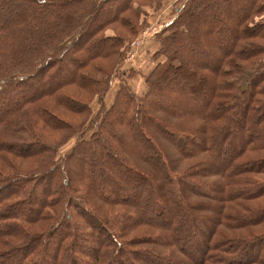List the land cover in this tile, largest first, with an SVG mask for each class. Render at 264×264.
<instances>
[{
  "label": "trees",
  "instance_id": "obj_1",
  "mask_svg": "<svg viewBox=\"0 0 264 264\" xmlns=\"http://www.w3.org/2000/svg\"><path fill=\"white\" fill-rule=\"evenodd\" d=\"M164 1L0 0V264H264V0Z\"/></svg>",
  "mask_w": 264,
  "mask_h": 264
},
{
  "label": "rangeland",
  "instance_id": "obj_2",
  "mask_svg": "<svg viewBox=\"0 0 264 264\" xmlns=\"http://www.w3.org/2000/svg\"><path fill=\"white\" fill-rule=\"evenodd\" d=\"M164 3H168V0H165L164 1ZM174 2H172L170 5H172ZM165 6H166V4H165ZM168 10V8H164L163 9V12L165 13V10ZM170 10V9H169ZM166 14H167V11H166ZM164 19V17L162 18V19H160L159 21H157L155 24H147L145 27H144V29L140 32V34H138V36H137V38L135 39V44H137L136 43V41L138 40L140 43L143 41V37H144V35H143V31H145L147 28H151L150 30H148V32H146L145 34L148 36V37H151L152 38V36L154 35V33L156 32V31H159V29H161V27H162V25L164 24V23H166L167 22V20H165L164 22H160V21H162ZM153 23V22H152ZM153 27V28H152ZM137 41V42H138ZM131 53V54H130ZM131 55H134V51H130V52H128L127 53V59H126V61L128 62L129 60H131V59H129L128 57H130ZM136 64V65H135ZM134 64V66H135V68H137V67H139V65H141V62L140 63H135ZM143 66H145V65H143ZM141 68H143V67H139V69H141Z\"/></svg>",
  "mask_w": 264,
  "mask_h": 264
},
{
  "label": "crops",
  "instance_id": "obj_3",
  "mask_svg": "<svg viewBox=\"0 0 264 264\" xmlns=\"http://www.w3.org/2000/svg\"><path fill=\"white\" fill-rule=\"evenodd\" d=\"M166 8H169V6H167ZM166 11H167V9L165 10V13L163 12V10L157 15V17L155 18V21L152 23L151 22V24H155L157 21H159L160 19H162L164 16H166ZM148 36H146L144 39H143V41L139 44V45H137L136 46V49H135V51H134V55H132L131 56V60H129L128 62H131L132 64H135V63H137V61H138V59H137V57H138V55L140 56L141 55V53L144 51V47H145V45H146V42L148 41L147 39H151V37H148ZM147 40V41H146ZM146 41V42H145ZM140 62H142V61H140Z\"/></svg>",
  "mask_w": 264,
  "mask_h": 264
},
{
  "label": "built area",
  "instance_id": "obj_4",
  "mask_svg": "<svg viewBox=\"0 0 264 264\" xmlns=\"http://www.w3.org/2000/svg\"><path fill=\"white\" fill-rule=\"evenodd\" d=\"M152 28H153V27H152ZM150 29H151V28H147L145 31H143V35H144L143 39L147 36L145 33L148 32V30H150ZM137 41H138V40H137ZM137 41H136L137 44H135L136 46L140 44V42H139V41L137 42ZM130 54H131V53H130ZM131 56H132V55H131ZM131 56L128 57V58L130 59Z\"/></svg>",
  "mask_w": 264,
  "mask_h": 264
}]
</instances>
